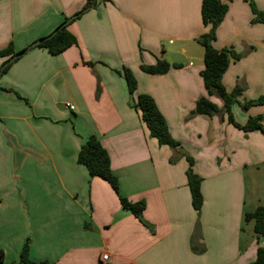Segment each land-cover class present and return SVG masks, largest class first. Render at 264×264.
I'll list each match as a JSON object with an SVG mask.
<instances>
[{"label": "crops", "instance_id": "0c3cea01", "mask_svg": "<svg viewBox=\"0 0 264 264\" xmlns=\"http://www.w3.org/2000/svg\"><path fill=\"white\" fill-rule=\"evenodd\" d=\"M86 2L0 0V51L11 43L15 52L24 50ZM223 2L228 12L213 47L243 55L231 62L223 84L228 92L245 85L250 95L243 92L239 102L244 96V102L254 100L264 95V23H252L255 15L246 0ZM254 2L264 13V0ZM201 9L202 0L100 3L69 25L77 45L56 56L36 47L0 77V250L6 260L18 262L28 239L32 260L54 264L256 260L264 240L243 218L264 205L257 193L249 197V182L256 184L264 165V134L238 130L222 112L191 116L196 102L207 96L200 75L204 49L196 42L209 31ZM177 54L184 66L165 75L140 68L162 59L173 63ZM5 60L0 57V68ZM124 68L137 80L133 96ZM141 94L154 99L170 134L203 178L202 254L191 248L197 214L186 175L189 162L150 135L132 106ZM210 100L223 108L216 96ZM238 104L232 111L241 125L264 115V105L253 106L238 118ZM90 137L108 152L121 196L145 202L143 220L152 230L122 207L108 182L91 178L78 162Z\"/></svg>", "mask_w": 264, "mask_h": 264}, {"label": "trees", "instance_id": "16d2710c", "mask_svg": "<svg viewBox=\"0 0 264 264\" xmlns=\"http://www.w3.org/2000/svg\"><path fill=\"white\" fill-rule=\"evenodd\" d=\"M111 1L113 0H87L86 4L80 11L70 18H65L63 23H61L50 35L41 38L40 40H43L41 44L33 47L32 45L35 43L33 42L20 52H25L26 54L36 47H41L46 48L53 56L63 53L78 43L76 36L68 30L69 25L80 19L91 9L97 7L100 3ZM246 1L250 4L252 12L255 15L252 23H264V13L257 9L253 0ZM201 12L203 23L209 27V31L198 38L196 42L204 49V69L201 71L200 75L202 77L207 96L200 98L196 102L195 109L191 113V116L202 115L212 117L222 112L226 114L228 123L233 125L238 130L244 131L245 133L258 130L264 134V117L261 115L250 117L245 125H241L235 120L232 108L236 103H240L239 97L243 94L244 89L238 86L232 92H228L223 84V76L228 70L231 62L233 60H240L243 56L232 48L216 50L212 44L216 39V31L228 12L227 3H224L223 0H202ZM20 52H15L13 43L9 44L8 47L0 51V57L6 59L0 68V77L22 57L13 59ZM88 65L92 66V63H88ZM183 66V64L170 63L167 60L162 59L158 60L154 65H141L140 68L144 73L149 75H165L172 68L178 69ZM122 74L126 79L129 94L133 96L137 90V80L132 71L128 68H124ZM212 96H216L221 99L223 102L222 109H219L218 106L210 100V97ZM262 105H264V95L258 97L257 99L246 101L242 107L244 110H248L253 106ZM132 106L136 111L140 112L142 120L150 131V135L158 140L160 146H168L176 152L180 158L185 157L189 162L186 175L191 192L192 206L197 214V222L191 238V248L194 253L202 254L204 253V247L198 244V240L201 238L200 216L204 203L201 192L203 178L194 172L193 158L182 151L180 143L170 134L167 122L158 109L154 99L150 95L141 94L132 102ZM176 161L177 158H172L170 162L175 163ZM78 162L86 167L91 178L99 177L108 182L114 192L118 195L122 207L130 211L146 227L151 230L153 229L143 220V212L146 208L145 202L140 201L134 203L121 196L118 178L112 172L110 156L97 138L90 137L82 145L78 156ZM243 222L244 224H252L253 231L257 239L264 240V205L258 206L253 212H246L244 214ZM4 261L5 253L3 250H0V264H4ZM14 264L54 263L49 261L38 262L32 260L30 256V240L28 239L23 245L18 262ZM251 264H264V244L258 248L256 260Z\"/></svg>", "mask_w": 264, "mask_h": 264}, {"label": "rangeland", "instance_id": "374dc122", "mask_svg": "<svg viewBox=\"0 0 264 264\" xmlns=\"http://www.w3.org/2000/svg\"><path fill=\"white\" fill-rule=\"evenodd\" d=\"M256 7H257V5H256ZM243 80L244 79H242L241 81L243 82ZM243 89H244V92L247 91V94L250 95V93L248 92V90H246L247 87L245 85H243ZM252 93H253V90H251V95H252ZM246 97L247 96H244L243 99L241 100L240 104H238L239 106H241V107L238 106L239 107V113L238 114L236 113V115H237L238 118L241 117L242 114L246 113L250 109L249 108L248 110H244L243 107H242V105L245 103L244 102V98H246ZM220 101H221V99H220ZM261 116L264 117V115H261ZM263 122H264V120H263ZM248 174H249V176H251L250 172H248ZM257 176H259V178H258L256 184L253 182L252 179L249 182V186H250V188H249V197L252 198L253 194L257 193L258 195H260L259 200L261 201V203H264V165H262L260 167L259 171H257ZM251 178H252V176H251ZM4 262L6 264H8V263H10V264L17 263V261L16 262H11V259H9V260H6L5 259Z\"/></svg>", "mask_w": 264, "mask_h": 264}, {"label": "water", "instance_id": "95a60500", "mask_svg": "<svg viewBox=\"0 0 264 264\" xmlns=\"http://www.w3.org/2000/svg\"><path fill=\"white\" fill-rule=\"evenodd\" d=\"M43 42V40H38L36 41L32 46L35 47L39 44H41ZM27 52V51H26ZM25 54V52H20L18 53L13 59H16L18 57H21ZM183 62V59H182V56L181 54H177L174 58H173V63H176V64H181Z\"/></svg>", "mask_w": 264, "mask_h": 264}, {"label": "built area", "instance_id": "2783aa9c", "mask_svg": "<svg viewBox=\"0 0 264 264\" xmlns=\"http://www.w3.org/2000/svg\"><path fill=\"white\" fill-rule=\"evenodd\" d=\"M66 107L69 108V109L72 110V111L75 109V106H73L72 104H67ZM103 260H104V261H108V260H109V256H108L107 254L104 255V256H103Z\"/></svg>", "mask_w": 264, "mask_h": 264}]
</instances>
